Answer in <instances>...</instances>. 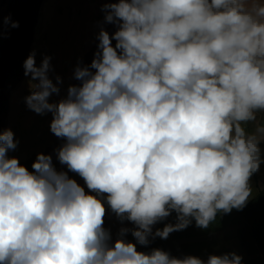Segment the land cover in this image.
I'll return each instance as SVG.
<instances>
[{"label": "clouds", "instance_id": "1", "mask_svg": "<svg viewBox=\"0 0 264 264\" xmlns=\"http://www.w3.org/2000/svg\"><path fill=\"white\" fill-rule=\"evenodd\" d=\"M101 10L116 30L101 28L64 98L50 102L62 83L49 78L50 57L24 62L35 82L27 107L52 114L50 131L65 141L57 159L89 191L51 155L38 153L30 171L8 156L12 130L0 132V264H242L235 252L204 260L136 245L193 220L207 229L248 203L264 162V125L242 126L264 112V0H114ZM104 200L135 225L114 242ZM173 212L176 223L153 232Z\"/></svg>", "mask_w": 264, "mask_h": 264}, {"label": "rangeland", "instance_id": "2", "mask_svg": "<svg viewBox=\"0 0 264 264\" xmlns=\"http://www.w3.org/2000/svg\"><path fill=\"white\" fill-rule=\"evenodd\" d=\"M114 2V0H37L35 8L31 14L29 31L24 46V58L19 66L13 69L9 74L4 73L0 79V95L3 92L4 98V125L0 127L1 132L11 129L14 133V139L18 142L15 150H9L8 156L18 157L20 162H24L33 157L30 162L23 164L30 171L36 160L38 153H44L52 156L53 166L57 171L68 172L70 178L75 179L85 191L87 186L83 179L76 173L70 172L66 165H62L56 156L58 149L65 141L57 138L50 131L51 113L37 114L31 111L25 102V98L31 94L30 76L25 75L24 62L33 53L35 61L39 66L44 57H50L49 78L56 83V77H60L62 83L59 85V95L53 94L50 102H56L67 95L69 85H79L80 81L74 78L75 68L90 65L97 51L99 43L97 36L101 28H104L111 35L116 27L113 24L105 23V13L101 10L105 3ZM5 9L7 2L4 3ZM24 15V11L21 12ZM7 37L13 39L17 44L20 42L19 36H14L11 30L6 31ZM115 41H113V45ZM8 63L5 64V68ZM17 71V72H15ZM23 71V72H22ZM21 75L20 79L18 75ZM20 73V74H19ZM16 75V76H15ZM8 92V93H7ZM7 97V101L6 100ZM8 106V112L5 108ZM264 190V163L260 165ZM105 203L106 215L104 217V228L109 230L111 238H119L122 228L133 229L135 225L127 220L123 222L112 212ZM164 226L158 223L153 226V232L156 229H162ZM129 242H134L135 238L129 231L124 237ZM165 240L173 250L174 257L183 258L191 250H185L186 243L194 241L202 242V250L198 253L199 258L207 260L209 255H221L232 253L240 255L242 264H260L262 258L256 247L251 245V241L246 235V226L242 222L228 225L224 229L203 235H192L183 237L178 235V231L172 232L167 239L149 237L148 245L157 248L159 241ZM191 242V243H190Z\"/></svg>", "mask_w": 264, "mask_h": 264}, {"label": "trees", "instance_id": "3", "mask_svg": "<svg viewBox=\"0 0 264 264\" xmlns=\"http://www.w3.org/2000/svg\"><path fill=\"white\" fill-rule=\"evenodd\" d=\"M111 209V208H110ZM113 212V211H112ZM114 213V212H113ZM242 222L246 226V235L248 234V239L252 242L251 245L256 247L261 254L260 264H264V191L261 190L259 194L248 200V203L242 210L233 209L231 213H220L217 215L215 221H213L207 229H201L196 226L195 221L185 229L178 231V235L183 237H190L192 235H203L206 236L211 234L218 229H224L228 225L236 224ZM169 223H176V213L173 212L172 215L167 217L165 220L158 222L159 225L165 226ZM191 243V242H190ZM185 250H191L185 256H198V253L202 250V242L194 241L193 243L185 244ZM168 253L173 255V250L170 245L165 240H160L158 247Z\"/></svg>", "mask_w": 264, "mask_h": 264}, {"label": "bare ground", "instance_id": "4", "mask_svg": "<svg viewBox=\"0 0 264 264\" xmlns=\"http://www.w3.org/2000/svg\"><path fill=\"white\" fill-rule=\"evenodd\" d=\"M5 2H7L6 9L4 7ZM36 2L37 0H0V79L4 77V73H11L13 70L11 68L13 67L14 69L17 68L18 71L20 63L24 58V46L29 31L31 14ZM22 11H24L23 16L20 15ZM6 19H9V23H4ZM12 23H18L19 26L12 27ZM7 30H11L14 36L20 37L18 44L13 39L7 37ZM7 63L8 67L5 68V64ZM21 66L23 67V63ZM21 75L22 73L20 76L18 75L17 79H20ZM5 101H7V97Z\"/></svg>", "mask_w": 264, "mask_h": 264}, {"label": "crops", "instance_id": "5", "mask_svg": "<svg viewBox=\"0 0 264 264\" xmlns=\"http://www.w3.org/2000/svg\"><path fill=\"white\" fill-rule=\"evenodd\" d=\"M261 125H264V112H258L257 118L255 121H250L242 126L245 128L247 133L251 134V133H254L256 128ZM259 147L261 149V159L262 161H264V141L260 143ZM262 181L263 180L261 178V173L259 171H257L256 173L252 175V177L250 178V186L252 188V195L250 196L249 199L256 197L259 194V192L263 190V186L261 185Z\"/></svg>", "mask_w": 264, "mask_h": 264}, {"label": "flooded vegetation", "instance_id": "6", "mask_svg": "<svg viewBox=\"0 0 264 264\" xmlns=\"http://www.w3.org/2000/svg\"><path fill=\"white\" fill-rule=\"evenodd\" d=\"M3 101H4V98H3V92H2L0 95V127L4 125V118H3V116H4V103H3ZM0 132H1V130H0ZM31 165H32V163H31Z\"/></svg>", "mask_w": 264, "mask_h": 264}, {"label": "built area", "instance_id": "7", "mask_svg": "<svg viewBox=\"0 0 264 264\" xmlns=\"http://www.w3.org/2000/svg\"><path fill=\"white\" fill-rule=\"evenodd\" d=\"M116 239H118V238H112V242H114ZM127 241V240H126ZM132 243H134V242H132ZM137 246V249L139 250V251H143V252H150L152 249H154L152 246H150V245H147L146 247L145 246H142V245H140V244H137L136 245Z\"/></svg>", "mask_w": 264, "mask_h": 264}, {"label": "water", "instance_id": "8", "mask_svg": "<svg viewBox=\"0 0 264 264\" xmlns=\"http://www.w3.org/2000/svg\"><path fill=\"white\" fill-rule=\"evenodd\" d=\"M5 111H6V113L8 112V106L6 107ZM32 159H33V157H31L30 159H28V160H26L24 162H20V163L21 164H26V163L30 162V160H32Z\"/></svg>", "mask_w": 264, "mask_h": 264}]
</instances>
